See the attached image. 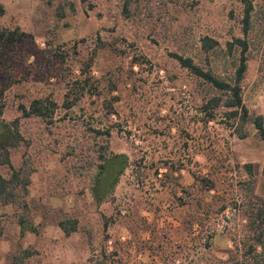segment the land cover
<instances>
[{"label":"rangeland","instance_id":"1","mask_svg":"<svg viewBox=\"0 0 264 264\" xmlns=\"http://www.w3.org/2000/svg\"><path fill=\"white\" fill-rule=\"evenodd\" d=\"M249 1L246 35L244 0H33L26 23L0 22L15 32L0 47V121L11 129L0 157L5 147L31 180L27 210L0 201V264L25 248L24 264L84 263L103 249L113 264L242 259L248 211L264 210V142L250 122L239 138L223 109L208 120L201 106L215 91L173 55L228 77L239 49L227 44L246 39L243 102L264 117V0ZM205 36L219 47L204 52ZM34 100L48 118L25 114ZM100 154L126 162L97 182ZM20 211L37 234L19 235ZM66 219L77 222L69 236Z\"/></svg>","mask_w":264,"mask_h":264},{"label":"trees","instance_id":"2","mask_svg":"<svg viewBox=\"0 0 264 264\" xmlns=\"http://www.w3.org/2000/svg\"><path fill=\"white\" fill-rule=\"evenodd\" d=\"M82 3L86 0H80ZM74 5V3H71ZM252 5L249 0H244L243 9V33L246 35L249 25L250 12ZM4 13V7L0 4V15ZM15 32L7 28L0 27V47L7 43L11 44L14 41ZM238 47V56L232 63V71L228 77H222L215 73L211 68H203L196 64L192 58L184 57L182 55L174 54L179 64L187 69L190 73L202 80L212 91L215 93H209L203 100L201 111L204 115H207L208 120L214 118L215 113L219 109H223V116L229 121L235 134L239 138L246 136L244 127L247 123H251L256 129L260 139L264 142V117L260 114L250 117L249 111L243 102L242 97V81L244 80L247 70V56L248 44L244 38H234L232 42L227 44L228 52H231L233 47ZM219 47V42L216 39L205 36L201 39V49L204 52H210ZM3 106L0 104V114ZM25 114H34L42 118H48L49 106L44 101L34 100L30 105V111ZM53 110V109H52ZM227 121V122H228ZM10 127L0 121V138L10 133ZM6 138V137H5ZM3 154L0 157V165H9L12 172L9 177L0 175V201L2 204H16L23 210L28 209L26 196L29 191L30 184V172L26 171L22 174V168L14 169L9 161V153L2 147ZM104 150H107L105 148ZM100 163L98 164V174L96 181L106 178L112 166H115L121 170L126 162V156L124 154H113L105 156V154L99 155ZM247 169L249 176L252 175L253 165L252 163H245L243 165ZM202 182L207 183L206 188L211 190L214 186L208 179L202 177ZM18 189V191H16ZM252 192L253 189L250 188ZM100 194H105L104 190H100ZM98 195V194H97ZM29 211L17 212L16 218L19 225V235L24 236L26 233L31 232L38 233L36 225L28 218ZM249 217L254 220L250 222V226L244 231V241L242 244V259L235 264H264V210L260 211H248ZM76 220H59L58 226L64 235L69 236L76 231ZM235 242V241H234ZM236 250L240 248L235 246ZM32 255V251L25 248L20 253L11 256L10 264H24V260ZM112 255V252L109 253ZM105 249L101 250L99 254L92 255L84 263H72V264H113L108 261V256Z\"/></svg>","mask_w":264,"mask_h":264},{"label":"crops","instance_id":"3","mask_svg":"<svg viewBox=\"0 0 264 264\" xmlns=\"http://www.w3.org/2000/svg\"><path fill=\"white\" fill-rule=\"evenodd\" d=\"M76 6H81L80 0H70ZM0 4L4 7V13L0 15V22L11 23L13 21L16 24L26 23V20L32 16L33 0H0ZM16 220V228L19 231V225L17 223L16 213L14 215ZM13 219V218H12Z\"/></svg>","mask_w":264,"mask_h":264}]
</instances>
